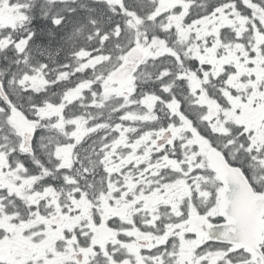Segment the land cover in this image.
<instances>
[{
    "label": "snow or ice",
    "instance_id": "1",
    "mask_svg": "<svg viewBox=\"0 0 264 264\" xmlns=\"http://www.w3.org/2000/svg\"><path fill=\"white\" fill-rule=\"evenodd\" d=\"M54 2L43 0V3L38 4L36 0H0V13L20 16L15 26L0 25V40L9 41L5 49L0 51V58L7 59L8 52L15 56L10 62V68L14 66L15 70L9 71L6 78H0V90L4 93L0 96V154L7 161L6 165L0 167V172H15L22 177L15 181L17 185L23 184V180L30 176L36 178L30 187L24 186V195L10 191L8 186L0 187V215L7 214L10 222L15 224L21 220L35 219L37 215L51 219L56 215V204H59L62 214L78 216L80 209L66 199L69 192L75 200H79L82 193H88V198L93 199L99 194L96 183L100 184L101 191L107 192L109 181H114L118 189L112 193L114 197L127 193L125 200L131 201L140 194L141 189L144 196L158 189L164 199L154 208L145 207L143 199L137 200L131 206L130 219H122L120 215L109 216L104 224L115 235L105 242H97L96 233L85 218L71 229H62L51 250L45 247L42 254L32 253L23 259L17 255L14 261L0 254V264H264V121L259 127H249L227 119L223 112L209 115L208 105L199 103L203 91L222 108L231 109L232 105L224 95L225 89L232 95H240L244 103L248 102V94L253 91L249 85L247 94H242L227 83L228 77L236 71L234 65H226L225 72L213 76L212 65L202 62L193 54V40L197 45L203 44L199 48L203 55L205 49L212 46L214 37L197 38V34L192 32L187 41H182L176 34L175 26L167 29L165 35L163 23L169 12H161L154 22L149 21L153 29L145 31L139 43L151 44L157 35L167 39L173 51L157 59L170 60L171 63L159 68L153 64L156 71L149 73L152 79L147 81L152 87H138L130 96L118 98L120 106L113 109L117 114L116 119L112 121L110 116L108 121H102L103 135L98 145L96 141L90 142L88 137L77 142L73 134L76 125L67 121L81 115L72 112V108H84L85 105L72 101L65 104L60 115H41L45 106L52 103L45 95L48 86L40 90L31 86V78L37 74L48 80L53 71L72 68L67 58L53 68L47 60L35 59L31 55L32 48H39L45 41V25L49 37L57 35L58 30L64 28L66 18L50 15L51 8L44 7V4L51 5ZM115 7L119 9L121 5ZM182 7L178 4L171 11L179 13ZM201 7L206 9L207 15L219 14L218 9L230 18L236 14H247L249 27L245 47L249 57L248 66L253 67V58L256 56L254 33H264V20L257 15L258 11H264V0H217L215 4ZM120 15L123 16V13ZM200 18L199 15L194 17L189 11L184 19L191 26ZM121 27L119 22L113 24L114 29ZM222 32L221 40L226 42L224 35H227V31ZM103 35L106 33L97 30V38ZM232 37L238 42L245 40L234 31ZM116 38L119 39V36ZM75 39L74 35H70L65 42L71 43ZM21 43L23 48L19 47ZM259 50L264 55V43L259 45ZM81 51L86 53L83 57L86 62L93 49L75 48L72 55L79 56ZM217 54H220L219 50ZM43 55L41 50V57ZM189 73L201 81L200 87L192 88ZM104 75L107 76V73ZM206 75L207 81L204 80ZM3 76L0 73V77ZM71 78L68 77L69 80ZM240 79L255 80V74L241 76ZM55 83L58 85L61 81L57 79ZM17 87L18 91L15 90ZM67 90L64 89L65 92ZM258 90L264 93V81L260 82ZM84 92L87 93L88 108L102 109L106 106L103 77L96 78ZM149 97H155L150 109L153 119H126L127 111L134 105L143 109L141 115L149 112V105L145 102ZM129 100L131 103L126 102ZM259 100L260 97L255 98L252 107H256ZM173 102L177 105L175 111L171 107ZM58 103H63V100L60 99ZM240 111V108L235 109L237 115ZM14 112L20 113L33 125L30 134L16 129L12 123ZM61 118L66 121L63 127L59 125ZM221 125L223 130H220ZM122 134L126 138L125 143H120ZM145 136L147 139L143 140ZM141 140L143 142L134 148ZM203 141H207L208 147L223 158L225 168L210 165L206 152L202 151ZM68 145L75 159L70 166L64 167L57 152ZM133 150L136 156L147 153V159L139 163L129 161L118 172L109 174L104 166L105 157L111 154L112 161L119 164ZM41 157L47 160L46 164L42 163ZM170 162H174L175 166ZM97 167L106 179L90 184V181H95ZM86 168L88 171H84ZM129 175L134 183L141 178L145 183H136L135 189L128 192L124 181ZM148 180L153 183L148 184ZM181 180L188 185L189 194L169 200L166 188L162 185ZM247 190H251L255 198L259 237L254 242L246 239L234 208V202ZM54 194L58 197L55 203L52 202ZM28 197H34L35 202L29 203ZM93 202L98 204L99 200ZM108 203L115 205V200L110 199ZM9 209L20 215H12ZM92 214L93 224L99 227L101 216L95 207ZM46 227L41 223L33 228H25L24 234L37 230L31 240L34 245L42 246L41 242L48 238ZM51 228L55 231L57 225L52 224ZM12 235L8 229L0 227V242L10 239ZM57 254H63L59 260Z\"/></svg>",
    "mask_w": 264,
    "mask_h": 264
},
{
    "label": "flooded vegetation",
    "instance_id": "2",
    "mask_svg": "<svg viewBox=\"0 0 264 264\" xmlns=\"http://www.w3.org/2000/svg\"><path fill=\"white\" fill-rule=\"evenodd\" d=\"M38 4L43 3V2H37ZM182 5V10L179 13L172 12L171 10L175 8L176 5ZM191 2H177L176 4H173L171 2L170 6L162 9L161 12H169L171 14H174L178 17L179 23L181 20L185 18L189 14V11L191 9ZM219 14L218 15L224 22L229 23L228 26L224 28V30L227 31V35H224V40L228 42L226 39H232V32L235 30L236 27V21L238 19V16L240 14L233 15L231 18L229 17L228 14H226L223 10L218 9L217 10ZM37 15V14H36ZM247 14H245L246 16ZM200 16V15H199ZM211 15H202L200 16L201 18L197 21L200 20H205L209 18ZM37 18L39 19V16L37 15ZM182 18V19H181ZM20 19V16H12L8 12H2L0 13V25L3 24H13L15 26V20ZM185 20V19H184ZM262 20H264V11L262 15ZM178 23V24H179ZM176 24V25H178ZM188 25V24H187ZM176 30V29H175ZM263 34V33H261ZM221 35H223V32H221ZM194 41V40H193ZM47 39L43 43L40 44L39 48L33 47L31 50V55L35 59H45L49 62L50 66L55 68L56 65L62 64L65 60L60 53H51L49 50V47L47 45ZM246 42V41H245ZM9 41L8 40H0V51H3L5 47L8 45ZM23 44V43H22ZM227 46L230 45V43H226ZM24 47V45H23ZM203 47V46H202ZM84 49V48H82ZM156 49V48H155ZM41 50L43 51L44 55L41 57ZM162 50V49H161ZM219 50L220 54H217V51ZM216 50V53L213 54L209 48L205 49V52L203 55L200 54L199 49L194 53L195 55L198 56L202 62H207L212 65L211 69V75L217 76L216 73L212 74V70L216 66L218 68V71H221V68L218 66L217 61L221 60L223 57H226L229 61L227 65H236L238 64L236 59L239 55V53H245L243 52L239 47H234L230 46L229 48H222L220 51V48ZM163 53L160 56V58L163 57V55L166 53L168 50H162ZM171 51V50H170ZM82 52V51H81ZM80 52V53H81ZM153 52V49L152 51ZM151 52L149 54V57H151ZM161 52V51H160ZM102 53V52H101ZM103 54V53H102ZM221 55H227L221 57ZM15 59V56L12 52L7 53V59L0 58V73H3L4 76L0 78H6L9 71L15 70L14 66L10 68V62ZM69 60V58H67ZM158 60V59H157ZM69 62L72 64V68H69L68 70L60 69L59 71H53L50 75L48 80L41 81L44 79V77L40 74L34 76L31 78V86L35 89H37V86H41L42 89H44L46 86H48V90L45 93L46 96H48L52 103L48 104L45 106V110L41 115H60L61 112L63 111V108L65 104H70L72 101H79L80 104L85 105L84 108L80 107H74L71 109L72 112H79L81 115L75 117L71 121H67L68 123H75L76 128L74 131V135L77 138V142L79 140L84 139L85 137L89 138V141H96L97 145L99 144V138L100 136L103 135V123L102 121H108L109 117L111 116L112 121L116 119L117 114L113 109L117 106H120V100L118 99L121 96L128 97L130 96L131 92L135 88H144V87H152L151 84L147 83L148 80L150 79H145L143 76H146V74L149 75V73H152L153 71H147L143 72L145 66L148 67V63H144L142 67L136 72L135 76L132 79V83L126 87H124L122 90H119L117 85L114 84L109 76H105L102 74L100 77H103V86L107 87L106 90L103 92V97L104 101H106V106L103 107L102 109L100 107H96L95 110L92 108H88V98H87V93L84 92V89L88 88L96 78H100L96 74H92L91 71L95 68H92L91 66L84 67L83 70H81V65L78 63L77 56H73L71 54ZM155 64L159 68L162 65L168 64L166 62L162 63H152L151 65ZM248 64V63H247ZM222 71L225 72V66L222 65ZM76 69H79L77 71ZM84 69H90V71H87L83 76H81L80 70L84 71ZM156 70V69H155ZM95 72V71H94ZM73 73H76L73 75ZM223 73V72H222ZM62 75V76H61ZM189 83L191 84L192 88L195 89L197 87H200L201 81L192 73H189ZM17 76H19V71L17 70ZM68 77H72L70 80ZM231 77V75L229 76ZM228 77V78H229ZM59 79L61 81L60 84L56 85V80ZM205 81L208 80V76L206 75L204 78ZM53 82L50 83L49 82ZM79 82V83H78ZM72 85H76L75 88L71 87ZM79 86V87H77ZM181 87V86H178ZM71 88H73L71 90ZM64 89H68L66 92ZM18 91V89H15ZM40 90V89H37ZM75 93V95H74ZM243 93V92H242ZM253 93V91H252ZM243 94H247L246 91ZM3 94L0 91V96ZM228 98V97H227ZM62 99L63 103H58V101ZM155 97H149L145 102L149 105V112L144 113L141 115L143 112V109L139 105H134L130 110L127 111V116L126 119L130 121H140V120H150L153 119L154 117L151 114V105L154 102ZM229 101V100H228ZM97 102V101H96ZM128 103H131V101H126ZM211 102H215V106L213 108H210L208 104ZM230 102V101H229ZM199 103L201 104H207L208 109H209V115H217L220 112H223L225 114L224 108L221 107L220 104L216 102V100L210 99L207 93L203 92L201 93V96L199 98ZM236 106V103H234ZM173 111L176 110V103L173 102L171 105ZM233 114L236 113L235 110L232 112ZM256 113V112H255ZM262 112L256 113V115H262ZM244 116V113L241 114ZM251 117V116H249ZM261 118V117H260ZM12 123L16 127V129L20 132H23L20 127H18L13 119ZM66 123V121L61 118L59 121V125L63 127V125ZM248 125V124H246ZM251 127L250 125H248ZM260 125L258 124L256 127H259ZM91 135L89 136V134ZM147 137L145 136L143 140H146ZM143 140L138 141L136 145H134V148L139 146L140 143L143 142ZM126 138L121 135L120 138V143H125ZM27 150V149H25ZM211 148L208 147L207 141L202 142V151L206 152V155L208 157L209 151ZM57 154L61 157L63 161V166L68 167L72 164V161L75 159V157L72 154L71 146H65L61 149L58 150ZM147 159V153L144 154V156H136L135 151L128 153L126 155V158L122 160L119 164H115L112 159H111V154H108L105 157V168L108 170L109 174L112 172H118L121 167H123L125 164H128L129 161H134L135 163H139L141 160ZM41 161L43 164L47 163V160H45L43 157H41ZM7 161L4 159V156L0 154V167H3L6 165ZM173 163L174 162H170ZM175 166V164H174ZM84 171H88V169H84ZM97 175L95 177V181H90V184L96 183L97 181H100L101 179H106L105 177L102 176L101 170L99 167L96 168ZM17 179H22V177L17 176L15 172H10V173H5V172H0V187L3 186H8L10 191H13L17 193L18 195H24V186H31V183L33 180H35V177H29L28 179L23 180V184L17 185L15 181ZM124 183L128 186V192H132L135 187L136 183H145L144 179L141 178L137 180L135 183L133 182L131 176L129 175L127 179H125ZM148 184L153 183L152 180L147 181ZM147 184H145V187ZM162 187L166 188V192L169 195V200H171L173 197H182L184 195L189 194V188L188 185L185 184L182 180L177 181L173 184L170 185H162ZM101 186L99 183H96V191L99 193L97 196L93 197V199L88 198V193H82L81 197L79 200H75L70 192L67 195L66 199L70 200L72 202V205L76 208L80 209V214L78 216H69L67 213L62 214L60 212V206L59 204H56V215L52 216L51 219H46L43 216L37 215L35 219H28L27 221L21 220L19 224L11 223L10 222V217L7 214L0 215V227H4L8 229L9 232L13 233L12 237L10 239H6L3 242H0V254H2V257L5 259L9 260H15L17 255L20 256L21 258H26L30 256L32 253H36L37 255L42 254L43 250L45 247L49 248L51 250L52 244L54 240L61 235L62 229L64 228H69L71 229L75 225H78L80 220L82 219H87L89 225L93 228V230L96 233L95 239L97 242H105L110 238H114V233L112 232L111 229H108L106 225L104 224V221L108 219L109 216L112 215H120L122 219H130V214L132 211V204L135 203L137 200L143 199L145 201V207H155L157 203L163 201L164 197L160 195L158 189H154L152 193H150L148 196H144L143 194V189H141V192L139 195H135L133 200L127 201L125 200V196L127 193H121L119 197H114L112 195L113 192L118 191L116 183L114 181H109L107 184V192H103L100 190ZM91 190V189H90ZM51 192V190H49ZM58 197L56 194H54V200L52 201L53 203L56 202V199ZM98 199L99 203L96 204L93 201ZM112 199L115 200V205H110L108 201ZM28 202L33 203L35 202L34 197H28ZM65 206H68L67 204ZM93 207L96 208L97 212L101 216V224L99 227L95 226L92 221V209ZM234 208L236 212H240L244 209V207L238 206L234 202ZM255 208V202L252 203V206L250 208L251 211H248V218L246 216L242 215H237V218L240 220L244 230H245V236L246 239L249 242H254L255 239L259 237V228L257 225V222H253V215H252V209ZM21 212H23V207L20 206ZM9 211H12L9 209ZM12 215H20L18 212L12 211ZM41 223H44L46 227V231L48 233V238L47 241L41 242L42 246H36L32 243L31 236L36 235V231L34 230L33 232L29 233L28 235L24 234V229L25 228H33L36 225H39ZM52 224L57 225V229L54 231L51 228ZM255 227L258 232H253V228ZM20 233V237L18 234ZM143 238V237H141ZM63 254H57V259L59 260L62 257Z\"/></svg>",
    "mask_w": 264,
    "mask_h": 264
},
{
    "label": "trees",
    "instance_id": "3",
    "mask_svg": "<svg viewBox=\"0 0 264 264\" xmlns=\"http://www.w3.org/2000/svg\"><path fill=\"white\" fill-rule=\"evenodd\" d=\"M165 1L166 0H115L111 2L118 3H108L109 1L107 0H55L51 5L44 4L45 8H51L52 11L50 15H62L66 18L64 28L58 30V34L55 36L49 37L47 35V25L44 26L45 39L48 41L46 47L48 46L53 54L60 53L62 60L63 58H69L70 60V56L75 48H92L109 55L120 56L131 43L130 39L135 34V29L130 23L133 21L132 13L137 12L140 14L139 18L141 22L137 30L152 31L153 24L149 23V21L154 22L155 19L153 20L150 18L149 13L156 10L159 11L160 4ZM179 1L192 3L190 11L194 17L197 15L207 16V14H205L206 9L201 7V5H212L217 2V0ZM36 2H43V0H36ZM117 4H120L121 8L117 9L115 7ZM121 12L123 16L120 15ZM36 14L39 16V12ZM115 22H119L122 27L114 29L113 24ZM134 22L138 23L137 20ZM182 23L187 26L185 21ZM97 30L106 33V35L97 38ZM166 30L167 29H165V35H167ZM176 34L181 40V33L177 30ZM70 35H74L76 39L71 43L65 42L66 38ZM117 36H119V39L116 38ZM110 37L111 39H109ZM103 39H106L107 43H105ZM153 42L156 43L157 47L162 43L160 48L168 50L166 53L173 51V49L168 46V40L161 39L159 35L152 41V45L150 46L152 49H155L156 45ZM154 62L162 64L164 62L168 64L171 63L170 60L165 59L155 60ZM147 71V69H144L143 72ZM143 77L145 79H152V76L148 74ZM258 103H261V101Z\"/></svg>",
    "mask_w": 264,
    "mask_h": 264
},
{
    "label": "rangeland",
    "instance_id": "4",
    "mask_svg": "<svg viewBox=\"0 0 264 264\" xmlns=\"http://www.w3.org/2000/svg\"><path fill=\"white\" fill-rule=\"evenodd\" d=\"M111 1V0H108ZM115 1V0H113ZM171 2H173V4H176L177 2H184V1H179V0H166L165 2L160 4V9H165L167 7L170 6ZM110 3H116V2H110ZM157 10L154 12H150L149 13V17L153 18V20L156 18L157 16ZM138 15V16H137ZM257 15L260 16L261 20H262V15H263V11H258ZM177 17L174 14L169 13V15L165 18L164 22V29H169L171 28L169 26L170 22H171V18ZM132 17H133V21L130 22L132 24V26L135 29V34L134 36L130 39V42H135V44H141L139 43V39L140 37L145 33L146 30H137L140 24V14L139 13H132ZM182 19V18H181ZM221 18L216 15L213 14L211 15L209 18L205 19V20H200L197 21L195 20L194 23L190 26V25H185L183 23L177 25L175 24V29L177 28V30L181 33V40L182 41H187L189 38V35L192 32H195L197 34V38H202V37H208V36H213L214 37V42L212 44V46L209 48V50L215 54L216 50H218L220 48V51L222 48H229L230 46H234V47H239L243 52L245 53H239L236 61L238 64L235 65V69L236 71L234 73L231 74V77L228 78L227 83L229 85H231V87L237 89L239 92H245L246 89L248 88L249 85H251L253 87V93L248 94L249 98H248V102L244 103L241 99L240 95H232V93H230L229 91H227L226 89L224 90V95L226 97H228V100L230 101L229 103L232 105V108H224L223 110H225V117L229 120H234L237 123H243V124H248L251 127H256L258 124L260 125L262 121H264V101L262 103H258L256 105V107H252V102L253 100L257 97L260 96L262 97V99L264 98V93L260 92L258 90V85L260 84L261 81H264V55L260 54V50H259V45L264 43V33L261 34V32L256 31L254 33L255 36V44L253 45L255 51H256V56L253 58V63L254 66L253 67H249V57H248V53L245 47V41H247V37H248V32L247 29L249 27V21L246 19L245 14L244 15H239L238 19L236 21V27L234 32L236 33L237 36H243L245 38L244 41H236L233 37L232 39H226L230 45L227 46L226 43L228 42H222L221 40V32L222 30H224V28L226 26L229 25V23L224 22L223 20H220ZM137 20L138 23H135L134 21ZM17 20H15L16 22ZM169 21V22H168ZM179 22V21H178ZM198 25V26H197ZM176 30V31H177ZM106 41V39H105ZM225 41V40H224ZM154 43V42H153ZM133 44V43H132ZM156 45V43H154ZM152 44H144L145 47H148L150 49V46ZM162 45V43L160 45H158L159 47H157L156 45V49L153 50V52H151V57L148 60V67L146 68L147 70L150 68L152 71H154L153 65L152 64V60H156L157 58H160V54L162 51L160 48V46ZM203 44L197 45L195 43V40L192 42L191 47L193 52L197 51L200 47H202ZM19 47L23 48V44L21 43L19 45ZM218 52V51H217ZM196 53H194L195 55ZM86 55L85 52H81L79 56H77L78 59V63L81 65V70H83L84 67H88L91 66L92 64V68H94L91 73L95 72L97 73V76H101L102 74L108 73L114 66L118 65L122 58L123 55L121 57H119V55H109V54H102L99 50L97 49H93L92 54L88 57L87 61L85 62L83 57ZM223 56H227V55H221V57ZM243 57V59H241ZM229 63L228 59L226 57H223L221 60L217 61L218 66L221 68V71H218V68L215 66L214 69L212 70V74L216 73L217 76H219L222 72V65L226 66ZM248 63V64H247ZM157 67V66H156ZM77 71H79V69H76ZM81 76H83L86 71H81ZM95 71V72H94ZM156 71V70H155ZM251 74H255V80H245V81H241L240 77L241 76H247V75H251ZM38 75V74H37ZM62 76V75H61ZM105 77V75H104ZM45 79H42L41 81H44ZM51 83H53L51 81ZM15 87V86H13ZM79 87V86H77ZM75 88V87H73ZM71 88V90L73 89ZM16 89V88H15ZM18 89V87H17ZM37 89H42L41 86H37ZM107 87H104V90H106ZM242 93V94H243ZM75 95V93H74ZM93 103H97L96 101H93ZM234 103H236V106L234 105ZM210 106V108H213V106H215V102H211L210 104H208ZM94 109H96V107H93ZM236 108H240L241 111L239 113V115H237L236 113H232L233 110H235ZM263 108V109H261ZM258 112H262V115H256V113ZM244 113V116H242L241 114ZM251 116V117H249ZM261 117V118H260ZM222 129V125H221V129ZM18 236L20 237V233L18 234ZM22 254H20L21 256Z\"/></svg>",
    "mask_w": 264,
    "mask_h": 264
},
{
    "label": "water",
    "instance_id": "5",
    "mask_svg": "<svg viewBox=\"0 0 264 264\" xmlns=\"http://www.w3.org/2000/svg\"><path fill=\"white\" fill-rule=\"evenodd\" d=\"M147 56H148V51L144 47L139 45H134V47H131L128 50L123 60V63H121L111 74L112 80L118 84L120 90H122L124 87H126L131 83L134 74L137 72L138 68L145 61ZM0 91L2 94H4L3 90ZM13 120L23 130V132H28L30 134L33 125L28 121H26L20 113L14 112ZM208 157L211 166L220 169L226 167L223 164V158L220 157L219 154L216 153L213 149L210 150ZM254 202H255V198L252 196L251 190L244 191L243 194L240 197H238V199L235 201V203L238 206L244 207L242 211L237 212V215L246 216L248 218V211H251L250 208L252 206V203ZM252 215H253V222L255 223L256 222L255 208L252 209ZM252 230L253 232H258V230H256L255 227Z\"/></svg>",
    "mask_w": 264,
    "mask_h": 264
}]
</instances>
